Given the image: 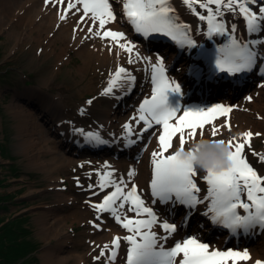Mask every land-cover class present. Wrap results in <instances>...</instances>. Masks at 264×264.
Listing matches in <instances>:
<instances>
[{
  "label": "snow or ice",
  "instance_id": "6c2138e0",
  "mask_svg": "<svg viewBox=\"0 0 264 264\" xmlns=\"http://www.w3.org/2000/svg\"><path fill=\"white\" fill-rule=\"evenodd\" d=\"M45 2L57 6L65 5L59 14L60 21H65L69 15L80 13L79 23L74 31H85L87 33L84 36L85 40L92 38L107 40L110 53L114 48H118L128 54L127 64L143 61L151 68V95L143 99L136 114L122 125L125 131L122 139L126 141L125 146L137 143L143 139L145 133H151L157 139V148L151 153L150 194L155 198L152 203L158 201L162 204H179L194 210L198 205L208 202L204 215L213 224L228 229L233 235H238L240 230L247 234L253 229H264V175L257 172L245 154L246 148L251 149L253 137L262 134L246 130L227 140L217 139L222 130L232 131L228 117L233 109L223 104L184 107L181 85L168 77L164 58L157 55L153 62L152 57L142 56L136 50V45L127 39L124 32L107 27L117 20L113 4L120 3L123 16L144 39L158 34L170 38L181 46L195 48L196 41L189 34L192 28L178 22L171 0H112V2L45 0ZM182 3L199 20L207 22L206 35L209 38L227 37L228 42L217 49L215 67L218 72L235 75L259 68L258 53L254 48L257 45H264V40L241 41L236 36V24L228 27L223 18L226 13L239 15L243 17L247 33L264 34V0H182ZM250 5L257 6V10ZM197 6L204 9L206 14L197 11ZM85 24L88 25L86 29L82 27ZM73 38L75 39V36ZM114 54L119 56V52ZM200 55L203 56L204 53ZM260 70L264 72V69ZM193 75L199 79L198 71L194 70ZM135 80L136 77L131 71L118 65L115 71L109 74L107 86L100 95H114V89L117 88L126 87L131 91ZM93 99L87 100L86 103L91 105ZM247 99L251 100L252 97ZM80 112L83 114L84 109ZM220 117H224L225 122L218 125L215 122ZM208 127L211 128V139L208 140L213 144L226 145L228 149L229 163L219 170L212 168L201 170L193 164L195 153L200 150V146L197 144L193 148L191 145L204 139ZM75 131L82 133L90 144L99 146L109 143L99 132H84L83 129ZM133 135L136 139L132 138ZM174 140H178L179 147L165 155L174 148ZM185 151L189 153L187 157L182 155ZM252 154L264 162V154L254 150ZM104 167L109 168L110 165L105 164ZM114 171L98 173L100 175L98 185H88L89 189L98 187L101 191L109 187L113 189L103 196L101 202L89 201V204L97 213L111 214L129 234L116 235L110 244L98 246L100 252L94 257L95 260L99 261L107 256L111 264L117 258L121 241L128 245L126 264H237L238 261L251 259L247 249L244 251L210 249L208 244L202 243L196 236L175 241L171 247H165L167 240L177 232V224L161 220L153 208L146 204L134 181L129 185L124 178L112 179ZM200 172L204 175L201 176ZM135 175V170H130L127 173L128 180L131 181ZM198 180H203L207 185V194L202 198L198 195L201 191ZM76 183L80 184L78 177ZM98 194L96 191L92 192L93 196ZM126 205L127 210L123 211ZM128 213L134 215L129 216ZM90 223L94 228L101 227L97 221ZM157 227L163 230V235L154 230ZM255 264H264V261L256 260Z\"/></svg>",
  "mask_w": 264,
  "mask_h": 264
},
{
  "label": "bare ground",
  "instance_id": "6f19581e",
  "mask_svg": "<svg viewBox=\"0 0 264 264\" xmlns=\"http://www.w3.org/2000/svg\"><path fill=\"white\" fill-rule=\"evenodd\" d=\"M110 2H112V0H110ZM172 2L175 11L180 16V18L186 20L188 25L194 28L193 38L196 41V44H200L199 42L202 41L205 43V40L208 38L206 35L207 22L201 21L197 16L193 15L191 11L182 3V0H172ZM113 7L117 14V20L116 22L109 24L107 27H110L115 31L124 32L127 39L136 45V50L139 51L142 56L152 57L153 62H155V57L157 55L162 56L164 58L168 77L175 80L177 83H182L184 85L185 91H189L191 89L197 90L199 88L197 85L194 87V84H185L188 81V78L181 77L180 73H178L180 69H172L175 60H177V58H175V54L177 53V55H179L177 50H175L176 53L173 50L175 47L172 46V50H170L167 46L165 47L160 45V50H148V44L144 43L142 39L135 36L133 31L129 29L130 25L122 14V4L114 3ZM64 8L65 5L63 4L57 6L54 3H46L45 0H0V22H3L4 14L9 12L11 18L9 22L4 25V29L8 30V35L15 41V45H18L20 42L27 41L29 38H31L29 51L35 52L36 47L43 46L47 56L55 54V64L64 62L70 63V60L72 59L70 51L75 53L74 55L81 60V65L78 69L81 80L77 83L74 81L73 83L72 81L69 82L70 84L64 86L65 89L77 88L76 90H78L81 95L91 91L101 92L107 86L109 74L113 73L118 65L123 66L131 71L135 77L138 70L148 73V80L146 86L141 89L138 94L136 93L134 97L132 95L134 91L133 88L135 85H137L138 78H136L131 91H128L126 87L114 89V95L104 96L103 100H100V98L96 97L93 99V103L91 105L87 104L86 101L77 103V105L74 103L69 104V101L63 92L54 91V89H58L59 86L54 87L53 84H50V82L46 85L44 96L43 91L39 90L41 88H38V90L33 88L28 92L30 97H37V105L34 103L31 105L26 103V101L21 100V96L27 95L26 93H16L13 99L12 108L14 110V116L16 120L15 127L19 136L18 148L20 152L25 154L26 158L29 159L31 167L44 173L47 179L55 181L59 180L60 183L62 180L60 174L61 171L74 172V170L78 169L79 164H84V162H82V160L80 162L77 157L73 156L71 150H67V147L65 144H63L60 135L56 134L54 131V129H56V114L60 116V118L57 119L60 122L61 120L64 121L66 117L70 118V114L74 116L76 114L81 115L80 109H84L82 119L86 124H88V126H86L88 129L87 132H99L103 139L109 141L108 144L104 145V147L100 146V148L102 150L110 149L114 153L113 156L102 157V163L110 165L109 168H104V170H115L113 172L112 179L124 178L126 181H128L129 185L134 181L135 184L140 187V191L146 204L148 206L154 207L156 203H152V200L155 198L150 197L152 167L150 166L151 164L149 165V163H151L152 151L157 148V139L155 136L151 135V133L144 134V137L148 142L147 143L144 141L147 143L144 155L148 157L149 161L144 162L142 166L136 164L132 156L134 147H136L134 145L136 143L132 144L131 146H125L126 141L122 139L125 136V131L122 125L125 122H128L131 117L136 114V110L143 99L145 97H150L151 95V68L143 61L132 65L127 64L128 54L118 48H114L113 52L110 53L108 51L109 45L107 40H101L99 38L85 40L84 36L87 34L85 31H74V28L79 23L80 13H77L76 15H69L65 21L59 20V14ZM223 19L225 20L226 26L228 27H230L231 24H236V36L241 41H251L256 35V33H247L243 17L239 15L236 18L235 15H228V13H226ZM204 22L206 25L205 31L202 29V26H205ZM18 24L23 26L21 31L16 30ZM87 26V24L82 25V27L85 29ZM36 32L38 37H34V35H32ZM74 36L75 39L73 38ZM213 38L215 39L214 42L217 43H223L227 41V37L213 36ZM55 45L61 48L59 52L56 51L57 47ZM260 47H264V45L255 46L257 50H259ZM116 52H119V56L114 54ZM177 61H182V58ZM261 67L262 65H259V68ZM168 68H171L170 71ZM255 73L253 75H255ZM198 80L201 83L203 82L202 84H213L204 78H202V80ZM247 83L248 81L244 82L242 87H239V85H236V83H231L229 85L217 84L215 86L219 87L221 90L234 89L235 86H237L234 90L236 91L246 88ZM262 85H264V79L257 84L256 88L252 89L251 91L246 90L244 95L232 104L226 98L205 99L202 98L205 96V94H199V98H197L185 93L186 97L183 96L182 105L184 107H210L215 104L230 106L233 111L229 114L228 120L232 125V131L229 132L227 130H222L221 134L216 137L217 139L227 140L229 137L235 136L246 130H251L253 133L262 134L264 133V120L262 117V115H264V106L257 108L262 102V97H264V86ZM130 95L132 96V98L129 100L131 101L130 104H127L123 108L117 107V97H128ZM247 97H252V99L248 100ZM206 98H208V95H206ZM262 104L264 105V102H262ZM76 106L79 109H77ZM256 110H259L262 115L255 113ZM41 116L47 117V121H49L47 125L43 123ZM224 122L225 118L220 117L215 123L219 125L223 124ZM134 127L137 126L134 125ZM210 133L211 128L208 127L204 138L211 139ZM67 135L69 134H65V137H67ZM256 137L257 136L253 138ZM80 138L85 140L83 135ZM132 138L136 139V136L133 135ZM58 142L60 143V146ZM106 146L111 147L107 148ZM178 147V140H174V148L171 149V151L169 150L168 154L175 151ZM44 155L47 157L42 159ZM130 170H135L136 173L131 181H129L127 177V173ZM150 173L151 177L148 179ZM198 181L200 182L201 180ZM49 185L53 184L50 183ZM112 190L113 189L109 187V191ZM198 195L202 198L206 194L204 195V193H200ZM71 196H74V194L69 193L68 191L66 192L65 189L57 192L58 201L66 202L72 200ZM92 200L95 201L94 198H92ZM207 203L208 202L198 205L194 210L188 209L185 211H183L182 207H175V204L171 203L163 205L158 203L155 205V212L161 220H167L169 223H176L177 226L179 223V229H177V232L173 235V237L167 240L165 247H171L175 241H182L183 239L188 238L184 234L187 233L185 229L186 227L183 223L185 217L187 219L192 216L197 218L198 216L200 218L198 219L200 226L208 222L207 220H209V218L204 215V213L207 211ZM127 207L128 205H126L123 211H126ZM176 209H178V213H176ZM51 211L52 210L49 212ZM79 212L80 215L77 217L75 222L86 224L87 219L90 218L89 211H81L79 209ZM187 213H190V215L186 216ZM178 214L181 215L177 217ZM72 215L73 214L69 212V208L55 206L51 215L47 213V211H42L41 215L39 216L38 222L43 232L46 233V239L47 236L50 234L53 235L52 233L55 232V237H57V235H63V241L54 246L52 245L47 247L42 255L43 264H63L71 259L75 262V264L87 263L88 254L86 251L82 254H76L77 251H75L73 254H70L72 253V251H70V253L67 255L64 253L65 246L62 242H65L67 238H69L66 236L68 234L67 229H69V227L72 228L74 225L68 222ZM128 215L133 216L134 213H128ZM84 216L86 217V220L82 222V218ZM98 217L88 220L89 224H91L90 221H97L101 224V227L97 229L91 224L92 229L86 230L84 232L86 235L84 233L82 234L88 238H85V242H89V244L94 246H101L102 244H110L112 238L116 235L124 236L129 234L126 229L121 227L120 224L114 220L111 214L102 213V215H99ZM52 218L53 221H51ZM52 222H56V224ZM154 230L163 235L162 229L157 227ZM257 230L264 232V229L257 228ZM212 234L215 237L211 239V242L202 237L199 232L192 233L189 237L196 236L202 243L208 244L210 249L215 248L221 251L228 249H232L234 251H244L247 249L251 259L248 261H238L237 264H253L256 260L262 261L264 259V243L261 245V241H258L257 244L246 248H239L235 246L236 248H239L236 249L234 246L225 245V243L230 244V237L223 236V238L219 239L221 234L216 230H213ZM251 234L254 235V233ZM243 235V233L240 234L239 237H237L232 242V244L238 245L240 242H242V240L245 238ZM76 242L78 243V240H76ZM80 242L82 243L84 240L80 239ZM222 246H224V248ZM124 248L127 250L128 245L126 242L121 241L120 248L117 251V258L116 260L112 261L111 264L119 263L120 258L124 256ZM94 251L95 249H92L90 253L92 254ZM106 259L107 264H109L107 256ZM124 263L126 264V261Z\"/></svg>",
  "mask_w": 264,
  "mask_h": 264
},
{
  "label": "rangeland",
  "instance_id": "374dc122",
  "mask_svg": "<svg viewBox=\"0 0 264 264\" xmlns=\"http://www.w3.org/2000/svg\"><path fill=\"white\" fill-rule=\"evenodd\" d=\"M250 6H252L254 10H257V6ZM197 11L206 14L205 10L200 9L198 6ZM229 14L232 13H228V15ZM237 16L238 15H235L236 18ZM10 18V13L6 12L3 17V22H0V227L6 222L20 217L21 227L25 229L22 233V239L27 238V244H33L31 253L26 257L27 259H22V262L25 264H43L42 255L47 247L54 246L63 241V235H57V237H55V232L52 233L53 235L50 234L51 236H47L46 239V233L43 232L38 222L39 216L42 211H47V213L51 215L55 206L62 208L67 207L69 208V212L73 214L68 222L74 225L72 228L69 227V229H67L68 234L66 236L69 238H67L65 242H62L65 246L64 253L67 255L70 251H72L70 254L77 251L76 254H82L86 251L88 257L87 263L85 264H107L106 256L99 261L94 259V257L99 254L100 247L85 242L86 237L82 234L86 230L92 229L88 220L102 215V213H97L96 210L90 206L89 201L99 203L102 201L103 196L109 192V188L101 191L98 187L89 189L88 185H98L100 180L99 174L106 171V169L104 170L105 164L102 163L101 159L104 156H113L114 153L110 149L102 150L100 146L104 147V145L97 146L95 144H90L86 140L80 138L83 134L75 131V129H83L84 132H87L88 130L86 128L88 124L82 119L83 114H76L75 116L70 114V118L66 117V120L64 119V121L61 120L60 122L57 120L60 116L56 114V129H54V131L56 134L60 135L67 150H71L73 156L77 157L80 162L82 160L84 164L80 163L78 169L74 170V172L61 171L60 174L62 180L60 183L59 180H49L44 173L31 167L29 159L26 158L25 154L20 152L18 148L19 136L15 127L16 120L12 108L13 99L16 93H26L27 95L21 96V100L26 101V103L31 105L33 103L37 105V97H30L28 92L33 88H36V90L41 88L39 90L43 91L44 96L46 85L49 82L50 84H53L54 87L59 86L58 89H54V91L63 92L67 97L69 104L74 103L77 105V103L96 97L103 100L104 95H100L101 92L95 91L86 92L81 95L78 90H76L77 88L65 89L64 86L70 84L69 82L72 81L73 83L74 81L77 83L81 80V76L78 72L81 60L74 55L75 53L73 51H70V54L72 55L70 63L64 62L55 64V54L47 56L43 46L36 47L35 52L29 51L31 38L15 45V41L8 35V30L4 29V25L9 22ZM22 27L23 26L18 24L16 30L21 31ZM32 35L38 37L37 32ZM254 38L264 40V34L256 33ZM148 44L149 47H147V49L150 48V50H153V45H151L150 42ZM55 46L57 47V45ZM60 49L61 48L58 46L56 51L59 52ZM175 68L180 69L178 73H180L182 78L187 77L186 69L180 61L174 63L172 69ZM136 74L138 80L137 85L133 88V97L146 86L148 80V73L138 70ZM263 79L264 72L261 76H256L243 90L225 92L224 90L217 88L211 90L206 89L204 92H207L210 96L206 98L205 95L202 98H226L232 104L242 97L246 90L251 91L256 88L257 84ZM186 83L193 82L187 81ZM131 98V95L128 97L119 96L117 107L123 108L127 104H130L131 101L129 100ZM262 102H264V97H262ZM262 102L257 108L264 106ZM77 109L79 108L77 107ZM255 113L262 115L259 110H256ZM262 117L264 120V115H262ZM41 120L45 125L49 122L45 116H41ZM65 134L69 135L65 137ZM58 144L60 146L59 142ZM141 146L144 145L141 143L134 147V154L132 153V156L135 163L142 166V164L149 161V159L144 155V151H139ZM106 147L108 148L109 146ZM253 150L257 153L264 154V133L252 139L251 149H245L248 162L259 174L264 175V162H261L257 156L252 154ZM45 157L47 156L44 155L42 159ZM150 164L151 163H149V165ZM89 173H91V176H89ZM77 177L80 180L79 185L76 183ZM50 183L53 185H49ZM204 183L205 182L202 180V184ZM64 189L66 192L68 191L69 193L74 194V196H71L72 200L66 202L58 201L57 192ZM93 191H96L99 194L92 197L91 194ZM92 198H94L95 201H93ZM79 209L81 211L87 210L90 213V218L87 219L86 224L75 222L80 215ZM50 210L52 211L49 212ZM175 211L177 213V209ZM177 217H179V215ZM53 218L51 221H53ZM198 219H200L198 216L197 218H195V216L188 219H186V217L184 218L183 223L187 231V233H184L185 236L189 237L192 233L199 232L202 237L211 242V239L215 236L212 234L213 230L210 228V225L213 227L214 225L210 223L211 221L209 219L207 220L208 222L200 226ZM84 220H86L85 216L82 218V222ZM52 223L56 224V222ZM250 232L255 233V238L246 237L238 245L232 244L233 241L231 240L230 244L225 243V245L246 248L257 244L258 241H261V245L264 243V232L258 231L257 229L250 230ZM227 235H222L219 239ZM80 239L84 240V242L81 243ZM76 240H78V243ZM103 245L104 244H102L101 247ZM222 247L224 248V246ZM92 249H95V251L91 254L90 251ZM126 253L127 250L124 248V256L120 258L118 264H125ZM63 264H75V262L71 259Z\"/></svg>",
  "mask_w": 264,
  "mask_h": 264
},
{
  "label": "trees",
  "instance_id": "16d2710c",
  "mask_svg": "<svg viewBox=\"0 0 264 264\" xmlns=\"http://www.w3.org/2000/svg\"><path fill=\"white\" fill-rule=\"evenodd\" d=\"M20 223L18 217L0 227V264H25L22 259L28 257L32 251L33 244H27V238L22 239L25 229Z\"/></svg>",
  "mask_w": 264,
  "mask_h": 264
},
{
  "label": "clouds",
  "instance_id": "9594fccd",
  "mask_svg": "<svg viewBox=\"0 0 264 264\" xmlns=\"http://www.w3.org/2000/svg\"><path fill=\"white\" fill-rule=\"evenodd\" d=\"M200 146V150L195 153L193 164L196 168L201 170H207L209 168L219 170L220 168L226 167L229 163L227 157V146L220 144H213L208 139H200L191 147ZM183 156L187 157L189 153L185 151L182 153Z\"/></svg>",
  "mask_w": 264,
  "mask_h": 264
},
{
  "label": "water",
  "instance_id": "95a60500",
  "mask_svg": "<svg viewBox=\"0 0 264 264\" xmlns=\"http://www.w3.org/2000/svg\"><path fill=\"white\" fill-rule=\"evenodd\" d=\"M251 233H252V232H249V233H247V234L243 233V234H244L243 236H244L245 238H246V237L255 238L256 235H255V234L252 235Z\"/></svg>",
  "mask_w": 264,
  "mask_h": 264
}]
</instances>
